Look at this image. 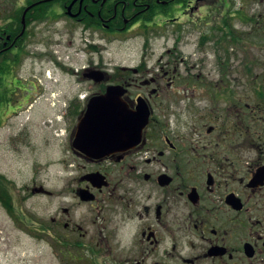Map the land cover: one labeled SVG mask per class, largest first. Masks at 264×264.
Masks as SVG:
<instances>
[{"label":"flooded vegetation","instance_id":"1","mask_svg":"<svg viewBox=\"0 0 264 264\" xmlns=\"http://www.w3.org/2000/svg\"><path fill=\"white\" fill-rule=\"evenodd\" d=\"M26 1L20 0L19 28L9 18L12 11L0 6V65L21 66L32 56L36 60L56 56L54 67L63 70L61 64L68 65V75L91 82L89 88L69 94L62 107L66 125L62 195L66 206L51 218L48 231L56 243L64 244L67 263L264 264V106L258 105L256 121H250L246 113L235 116L243 126L235 129L243 136L246 152L242 154L214 152L217 139L204 145L212 147L215 142L209 152L198 153L181 138L169 137L164 119L173 95L179 93L175 89L184 82L181 66L188 63L179 44L185 33L197 34L202 60L208 59L209 50L218 67V80L228 81L223 55L232 45L245 43V30L253 19L257 30L264 27V0H239L238 7L234 0ZM249 1L256 4L251 17ZM35 6L38 8L26 19ZM233 20L241 24V31L233 29ZM9 24H13L10 34L6 32ZM75 29L83 32L81 44L91 42L88 47L98 55L108 38L121 42L139 35L143 38L142 58L135 67L117 64L109 69L99 57L74 73L56 55L59 51H42L33 41L35 35L59 33L65 35L67 50L74 43ZM169 33L175 35L171 48H165L149 65L155 53L151 37ZM92 71L106 72L104 79L88 78ZM188 76L200 80L202 75ZM110 85L124 88L121 100L128 111L146 104L149 118L138 144L93 158L74 144L76 125L89 100L104 94ZM229 90L226 86L211 91L214 98L224 97L230 103ZM250 110L253 114L254 109ZM222 126H209L207 133L219 131L232 142L229 129L223 131ZM251 129L256 131L249 137ZM40 188L33 186L29 194ZM61 227L65 233L60 232Z\"/></svg>","mask_w":264,"mask_h":264},{"label":"rangeland","instance_id":"2","mask_svg":"<svg viewBox=\"0 0 264 264\" xmlns=\"http://www.w3.org/2000/svg\"><path fill=\"white\" fill-rule=\"evenodd\" d=\"M234 1L238 7L240 1ZM15 4L20 7V0H0V6L3 5L7 10H12ZM247 4L251 17L256 4L252 1ZM252 23H248L245 30L248 35L243 46L234 44L223 55L226 59L225 66L228 67L225 73L230 74L227 75L228 81L218 80V67L216 68L215 58L209 50L206 51L208 59L202 60L204 52H199L197 34L193 31L185 33L184 41L179 44L184 61L188 63L181 66L184 82L175 89L179 93L173 95L170 110L164 115L166 134L169 137L181 138L187 148H195L198 153L209 152L215 142L212 147L204 145L215 139L218 144L214 152H246L240 139L243 136L237 133L243 126L235 116L237 113H246L250 121H256L259 115L258 105L264 106V94L259 97L257 92L264 93V27L257 30ZM232 26L234 30L241 31L239 22L235 24L233 20ZM56 31L58 29L52 32ZM82 34L81 29L73 31L75 44L67 50L65 35L59 33H46L40 37L35 35L33 41L36 48L42 51H59L56 55L70 64L74 73L80 71L90 60L96 63L99 57L105 68L109 69L117 64L135 67L142 58L143 38L139 35L121 42L108 38L98 55L93 48L88 47L92 45L91 42L81 44ZM174 36L169 33L151 37L155 53L149 58V65L158 59L159 53L165 48H171ZM52 43L56 45L52 46ZM54 57H40L36 60L32 56L25 64H19L15 76L19 77L20 87L10 83L6 97L8 106L13 105V110L9 109L13 113L0 117V176L9 182L11 192L0 193V264H68L64 244L56 243L48 231L51 218L61 207L66 206L62 195L66 176L63 163L66 125L62 107L67 103L69 94L75 95L77 91L89 88L91 82H80L73 75H68L65 69L68 65L61 64L63 70L54 67ZM198 73L202 75L200 80L188 76ZM226 86L230 87V103L225 102L224 97L214 98L211 91L214 87L219 91ZM250 109H254L253 114ZM229 118L231 119L228 120ZM255 123L258 124V121ZM220 124L223 125V131L229 129L228 137L233 138L232 142L223 139L226 134L221 135L219 131L207 133L209 126ZM256 129L249 131V137H252V132ZM33 186H41L43 190L56 196H47L41 192L29 194ZM60 232L65 233L63 227Z\"/></svg>","mask_w":264,"mask_h":264},{"label":"water","instance_id":"3","mask_svg":"<svg viewBox=\"0 0 264 264\" xmlns=\"http://www.w3.org/2000/svg\"><path fill=\"white\" fill-rule=\"evenodd\" d=\"M92 72L88 78L95 81L104 79L103 72ZM123 93L124 88L121 86H108L104 94L89 100L77 124L74 144L93 158L105 156L116 148L135 146L141 141L149 118L148 107L141 103L136 111H128L121 100Z\"/></svg>","mask_w":264,"mask_h":264},{"label":"trees","instance_id":"4","mask_svg":"<svg viewBox=\"0 0 264 264\" xmlns=\"http://www.w3.org/2000/svg\"><path fill=\"white\" fill-rule=\"evenodd\" d=\"M34 0H27L26 3H31ZM39 6V5H38ZM38 6L33 7L31 10L28 11L27 15H26V19H28L31 15V13L36 10L38 8ZM22 9L18 6H16V4L14 5L12 12L9 13V18L12 17L14 23L17 25V27H20L19 21H20V13H21ZM9 30H6V32L8 34H10V29H12L13 24H9L8 25ZM14 70L13 65L10 64H4V65H0V110H2V105L6 104L8 106V100H7V95H8V89L5 87V83L7 81L8 78L11 77L12 72ZM259 93V97L263 96L262 93H260V91H258ZM5 105V106H6ZM1 118H0V125H1ZM9 182L6 181L2 176H0V193H11L10 189L8 187Z\"/></svg>","mask_w":264,"mask_h":264}]
</instances>
